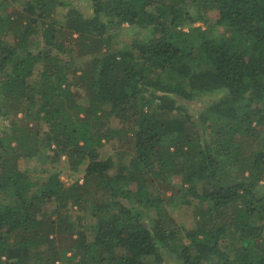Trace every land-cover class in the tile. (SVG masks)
<instances>
[{
	"label": "trees",
	"instance_id": "1",
	"mask_svg": "<svg viewBox=\"0 0 264 264\" xmlns=\"http://www.w3.org/2000/svg\"><path fill=\"white\" fill-rule=\"evenodd\" d=\"M72 1L0 0V264H264V0Z\"/></svg>",
	"mask_w": 264,
	"mask_h": 264
},
{
	"label": "rangeland",
	"instance_id": "2",
	"mask_svg": "<svg viewBox=\"0 0 264 264\" xmlns=\"http://www.w3.org/2000/svg\"><path fill=\"white\" fill-rule=\"evenodd\" d=\"M72 2L74 5L78 6L81 9H84L85 7H87V0H73ZM210 16L212 19H214L213 12H210ZM124 26H125L124 29L121 30L118 34L119 42H121V44L123 46L129 45L131 38H142V36L145 34V32L140 33L139 29L136 26H127L126 24H124ZM200 106H202V103L197 102L195 104H191L189 106V108L194 110V111H198ZM262 130H263L262 135H264V129H262ZM121 138H122V140H120L119 137H115L114 139L105 142L104 146L102 148H100L101 156L102 157L110 156L113 160H115L116 163H118V161H120V163L121 162L124 163V161H126V159H128V157L125 156L120 160V153L118 154V152H119V150L125 148L126 136L122 135ZM63 161L64 160L61 159L60 161L54 163V165L57 168L64 170L63 174L61 175V179L64 183L68 184L69 182L74 180L75 177H80L82 172H78L76 174L75 173L74 174L68 173V171H70V170L68 169V167L65 166L66 162L65 161L63 162ZM33 165H34L33 161L28 162L24 159L19 160V166H22V168H24V167H30L31 168V167H33ZM83 167L84 166H81L80 169L82 170ZM44 178L46 179V175H44L43 178H41L40 182H42V180ZM80 181H81V178H80ZM72 208L74 209L75 207L73 206ZM61 210H66V209L62 208ZM76 211L77 210H71L70 211V212H72V215H73L72 217H74L77 214H82L84 218L87 217L86 213H82V212L76 213ZM147 213L154 214L155 211L150 210ZM172 215L177 221L183 220L185 222H190L191 221V208H189V209H187L185 207L183 209H182V207L181 208H175L173 210ZM57 236H59L58 237V240H59L58 246L60 248H67L68 244L71 243V239L69 238V236L67 234L62 235V236H60V235H57ZM68 255H70V253H68Z\"/></svg>",
	"mask_w": 264,
	"mask_h": 264
}]
</instances>
